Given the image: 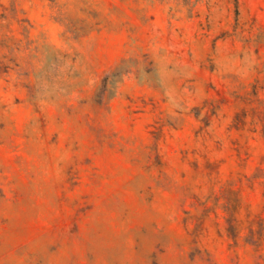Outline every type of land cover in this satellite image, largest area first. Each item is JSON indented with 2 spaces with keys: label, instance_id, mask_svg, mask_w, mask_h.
Returning a JSON list of instances; mask_svg holds the SVG:
<instances>
[{
  "label": "rangeland",
  "instance_id": "obj_1",
  "mask_svg": "<svg viewBox=\"0 0 264 264\" xmlns=\"http://www.w3.org/2000/svg\"><path fill=\"white\" fill-rule=\"evenodd\" d=\"M0 264H264V0H0Z\"/></svg>",
  "mask_w": 264,
  "mask_h": 264
}]
</instances>
